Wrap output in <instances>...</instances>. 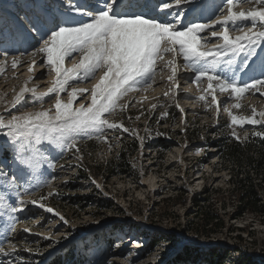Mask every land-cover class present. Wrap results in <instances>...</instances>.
Listing matches in <instances>:
<instances>
[{
  "label": "rangeland",
  "instance_id": "rangeland-1",
  "mask_svg": "<svg viewBox=\"0 0 264 264\" xmlns=\"http://www.w3.org/2000/svg\"><path fill=\"white\" fill-rule=\"evenodd\" d=\"M104 2L0 0L4 12L0 19V61L8 57L0 72V117L9 119L49 109L50 114L55 113L56 94L47 90L57 77L47 64V56L37 50L44 46L51 30L67 26L63 21L75 18L90 23L92 16L82 12H92L94 6L102 7ZM118 2L145 18L175 23L179 30L191 23L209 24L206 33L200 34L202 43L207 41L213 50L223 43L211 32L224 27L217 18L222 20L227 14L226 0H210L202 6H198L201 0H184L179 5L175 0ZM163 3L172 7L162 9ZM73 5L82 12L75 11ZM253 7L258 6L245 2L235 10ZM32 20L39 22L42 31L32 29ZM242 26L247 30L252 25L244 21ZM229 34L235 38L242 33L231 30ZM12 57L21 58L15 69L11 67ZM230 57L231 53L220 58L216 73L234 77L240 86L264 80V42L247 60L245 52L236 55L232 64L227 63ZM165 58L171 59V54H165ZM78 62L79 54L73 53L65 57L64 67L71 68ZM184 64L177 56L174 84L168 80L170 69L164 67V61L158 62L154 82L147 91L129 92L119 101L127 104L126 108L105 114L118 127H105L101 139L96 133L91 137L81 135L74 147L61 148L43 138L38 142L30 138L24 154L34 149L39 160L32 168L16 161L17 144L5 135L7 129H0V169L8 173L7 185L0 179V264H46L55 254L65 257L63 264H216L220 262L218 256L222 257L220 264H257L264 260V216H236L238 202L229 180L235 172L221 162L213 145L217 139L241 144L263 139L264 135L256 133L264 134V119L258 115L264 112V95L253 88L236 98L217 89V102L213 103L207 79L196 82V73ZM36 72L43 73L37 77ZM102 75L103 71H97L94 79L70 80L60 93L62 101L68 102L72 88L88 89L77 95L73 108L81 104L89 107L91 92ZM24 87L35 88L36 93H25L21 103L12 107L11 101ZM202 95L204 100L199 99ZM236 104L240 107L233 106ZM229 113L260 123L233 125ZM131 142L136 146L129 165L119 169L126 164L118 159L119 148L124 146L129 153ZM13 173L18 177L16 182L11 179ZM241 177L243 173L238 179ZM204 189L207 201L198 216L200 209L193 206V199L198 200ZM7 205L16 206L17 211L11 212ZM185 250L184 255L196 256L197 263L174 260Z\"/></svg>",
  "mask_w": 264,
  "mask_h": 264
},
{
  "label": "snow or ice",
  "instance_id": "snow-or-ice-1",
  "mask_svg": "<svg viewBox=\"0 0 264 264\" xmlns=\"http://www.w3.org/2000/svg\"><path fill=\"white\" fill-rule=\"evenodd\" d=\"M184 0H175L179 5ZM256 5L248 11H236L243 3ZM130 6H123L118 0H105L102 7L93 8L92 12H82L79 6L72 8L83 15H91L90 23H81L75 18L65 20L58 30H51L45 40L44 46L37 52L47 56V64L55 73L57 79L53 86L48 88V93H55V113L50 114L51 109L38 112L12 115L9 119L0 117V129H7L5 133L14 144H17L16 161L23 166L32 168L39 163L37 153L33 149L31 154L25 155L28 150L30 138L36 141L42 138L51 144L63 147H74L78 136L91 137L97 134V139L103 137L104 128L114 129L118 125L110 122L105 114H114L117 108H126L127 104L121 105L119 101L131 91H147L154 82L156 66L164 61V67L170 69L168 80L176 82V57L181 56L185 61L183 67L196 73L195 81L201 78L208 81V89L211 90L213 103L217 102L215 91L229 92L231 96L240 98L250 89L255 88L264 95V80L255 79L253 83H244L240 86L237 80L227 74L216 73L217 65L222 56L232 54L227 63H234V57L241 52L246 53V60L255 54V47L264 42V0H226L227 14L217 22L224 25L222 31L211 32L212 37H221L223 43L215 50L208 47L207 41L200 35L206 33L211 27L209 24L191 23L184 25V30H179L175 23L158 21L156 18H145L142 13L126 10ZM171 3H163L162 9H170ZM72 8L69 10L71 11ZM248 21L251 27L245 30L242 22ZM239 22V23H238ZM79 24L80 26H73ZM231 24L232 28L228 25ZM33 27L38 32L42 31L39 22ZM235 30L241 35L232 38L230 31ZM73 53L79 54V62L71 68L64 67L65 57ZM165 54H171V59L165 58ZM36 53H33L35 56ZM209 57L212 59L209 60ZM20 57H12L11 67L15 69L20 62ZM8 57L0 61V72L4 70ZM33 63L35 61L33 60ZM247 66L246 62L243 65ZM32 68H29V72ZM97 71H103L100 81L91 92L92 103L85 108L81 104L73 108V101L77 95H82L88 89L72 88L69 92V100L63 102L60 93L66 90L65 86L70 80L95 78ZM31 79V77L29 78ZM27 92L36 93V89L24 87L15 95L11 106L15 107L24 99ZM167 95V93H165ZM3 96H0V100ZM204 100L205 96H200ZM239 108L240 105H233ZM155 107V106H153ZM227 110V109H225ZM231 123L243 127L244 124H258L255 118L238 117L229 113ZM257 113L253 109V117ZM264 119V112L258 114ZM60 122V123H57ZM127 131V129H125ZM257 135H264L256 133ZM233 135L236 136L235 131ZM0 179L7 185L8 173L0 169ZM16 182L18 177L15 173L11 177ZM3 198L0 197V201ZM20 203H23L21 200ZM11 212L17 211L14 205H7ZM48 211H52L48 209Z\"/></svg>",
  "mask_w": 264,
  "mask_h": 264
},
{
  "label": "trees",
  "instance_id": "trees-1",
  "mask_svg": "<svg viewBox=\"0 0 264 264\" xmlns=\"http://www.w3.org/2000/svg\"><path fill=\"white\" fill-rule=\"evenodd\" d=\"M187 130H191L188 129ZM193 131V130H192ZM191 131V132H192ZM131 150L129 153H126L124 146L119 148L117 153L118 159L122 160L123 164L119 167V169L126 168L129 164V156L133 153L135 148V143L131 142L128 144ZM134 145V146H133ZM216 146L217 151L219 153V157L222 159L221 162L227 163L228 167H231L234 173V177L231 179L230 183L233 185V190H235L236 199L238 205L236 209L238 210V216H241L244 213H250L257 218L264 216V138L263 139H255L251 141L247 140V142L241 144L232 141H227L226 139H217L216 142L213 143ZM94 168H100L99 166H95ZM107 167H105V170ZM244 174V178L241 177L238 179V176ZM252 174L254 177H252ZM235 183V184H234ZM207 190L200 194H198V200L195 197L193 199V206H195L199 211V214H202V204L207 201L206 194ZM203 216V215H201ZM213 220V219H212ZM210 220L206 217V225H209ZM206 226V227H207ZM151 237L149 238V240ZM156 242V241H155ZM151 246L154 244V240L151 241ZM186 250L184 252H180L176 255L174 260L176 262L186 263L187 261H193L197 263V257H187L185 256ZM65 257L60 254H55L46 264H63ZM216 261L217 263L222 262V257L218 256ZM213 260L209 259V263H212ZM257 264H264V260H260Z\"/></svg>",
  "mask_w": 264,
  "mask_h": 264
},
{
  "label": "bare ground",
  "instance_id": "bare-ground-1",
  "mask_svg": "<svg viewBox=\"0 0 264 264\" xmlns=\"http://www.w3.org/2000/svg\"><path fill=\"white\" fill-rule=\"evenodd\" d=\"M98 1V0H97ZM90 2H88V4H89ZM43 72H36V75H37V77H39V75L40 74H42ZM199 178H197L196 180H198ZM195 181V180H194ZM140 246V245H139Z\"/></svg>",
  "mask_w": 264,
  "mask_h": 264
}]
</instances>
